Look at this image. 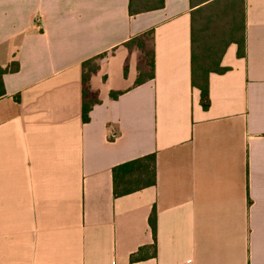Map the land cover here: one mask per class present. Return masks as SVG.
Returning a JSON list of instances; mask_svg holds the SVG:
<instances>
[{
  "label": "crops",
  "instance_id": "crops-1",
  "mask_svg": "<svg viewBox=\"0 0 264 264\" xmlns=\"http://www.w3.org/2000/svg\"><path fill=\"white\" fill-rule=\"evenodd\" d=\"M163 2L0 0V70L17 67L0 95V264H264V0H244L245 55L227 47L207 110L190 0ZM143 34L144 51L125 46ZM99 55L83 122L82 63ZM147 156L155 184L114 197L113 169Z\"/></svg>",
  "mask_w": 264,
  "mask_h": 264
},
{
  "label": "trees",
  "instance_id": "trees-1",
  "mask_svg": "<svg viewBox=\"0 0 264 264\" xmlns=\"http://www.w3.org/2000/svg\"><path fill=\"white\" fill-rule=\"evenodd\" d=\"M196 3V4H195ZM163 0H129L130 15L154 11L163 7ZM191 4V53L190 82L192 88L200 92V103L203 110L209 108L208 78L210 74H223L228 69L221 66L222 57L230 44L237 45V56L245 55L244 37V0H190ZM143 34L128 41L129 49L136 47L144 51ZM148 54V53H147ZM146 54V55H147ZM104 55H99L82 63V121L89 120V112L98 103L96 93L89 87L91 75L98 70V61ZM151 57V54H148ZM147 56V57H148ZM153 68L152 59L149 61ZM17 67L0 70V95L3 94L2 75L6 71H15ZM151 72V71H150ZM126 73V70H125ZM150 78L152 74L149 73ZM147 79L138 69L135 85H140ZM121 93H110L111 99H117ZM113 195L120 197L155 184V158L147 156L138 160L117 166L112 171ZM150 226L155 232V213L149 218ZM148 252V253H147ZM155 245L140 248L130 256L131 263L155 257Z\"/></svg>",
  "mask_w": 264,
  "mask_h": 264
},
{
  "label": "built area",
  "instance_id": "built-area-1",
  "mask_svg": "<svg viewBox=\"0 0 264 264\" xmlns=\"http://www.w3.org/2000/svg\"><path fill=\"white\" fill-rule=\"evenodd\" d=\"M115 137H116L115 133H112V132H111V133L109 134V139H110V140L115 139Z\"/></svg>",
  "mask_w": 264,
  "mask_h": 264
}]
</instances>
